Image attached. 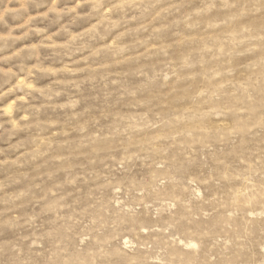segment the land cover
<instances>
[{
  "label": "rangeland",
  "instance_id": "rangeland-1",
  "mask_svg": "<svg viewBox=\"0 0 264 264\" xmlns=\"http://www.w3.org/2000/svg\"><path fill=\"white\" fill-rule=\"evenodd\" d=\"M262 249L264 0H0V264Z\"/></svg>",
  "mask_w": 264,
  "mask_h": 264
},
{
  "label": "clouds",
  "instance_id": "clouds-1",
  "mask_svg": "<svg viewBox=\"0 0 264 264\" xmlns=\"http://www.w3.org/2000/svg\"><path fill=\"white\" fill-rule=\"evenodd\" d=\"M29 87H31V85H29ZM262 251H264V249H262ZM249 264H255V262L254 261H249ZM259 264H264V259H261L259 261Z\"/></svg>",
  "mask_w": 264,
  "mask_h": 264
}]
</instances>
